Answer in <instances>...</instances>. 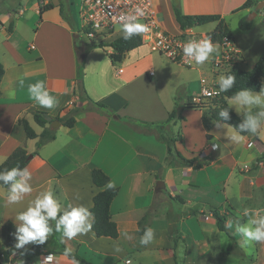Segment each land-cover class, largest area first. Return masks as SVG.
Segmentation results:
<instances>
[{"label":"crops","instance_id":"1","mask_svg":"<svg viewBox=\"0 0 264 264\" xmlns=\"http://www.w3.org/2000/svg\"><path fill=\"white\" fill-rule=\"evenodd\" d=\"M246 1L180 0L179 4L185 14H219L233 33L241 56L238 66L249 70L264 55V5L256 11L249 29H241L239 21L264 0L242 8ZM79 2L25 0L17 9L0 12V63L4 68L0 81V164L18 147L33 155L27 166L33 191L19 204H7V187L0 184V254H7L3 224L19 223L16 214L40 191L52 189L63 205L83 204L90 210L100 190L92 181L91 171L100 168L109 176L108 184L119 189L110 207L118 237L97 236L92 229L71 240L53 233L66 248L91 264H126L129 259L132 264H218L249 247L257 252L250 264H264V258L258 256L264 254V243L242 247L243 237L234 227L222 230L218 226V217L225 225L228 221L243 224L248 219L243 209L264 208V126L255 134L239 132L244 139L235 143L229 137L237 130L229 124L204 125L202 115L207 107H186L182 119L168 124L167 133L179 136L175 149L185 158H211L198 167L182 164L175 156L166 162L167 145L125 118L166 121L178 94L188 102L199 93L202 76H211V57L202 65L188 67L142 43L114 63L110 58L114 49L109 44L124 34L122 29L91 40L96 45L89 47L77 15ZM154 4L161 27L188 41L214 31L218 25L215 21L182 29L174 0H154ZM81 51L85 55L83 76L79 78ZM39 80L46 82L50 95L59 101L52 109L40 107L29 96L28 84ZM13 91L14 95H9ZM75 95L80 99L72 103ZM95 102L106 104L110 111L96 108ZM72 110H77L74 126L60 122L56 138L39 148L38 139L27 138L18 123L20 117L26 118L39 134L42 127L34 121L36 113H42L51 125ZM258 110L254 106L252 114ZM212 143L220 147L213 149ZM158 180L164 185L156 190ZM154 200L158 205L149 227L154 238L150 244L141 245L144 233L139 232V220ZM174 224L177 242L170 234ZM44 255L52 257L50 264H71L63 254H43L37 262L20 252L3 258L2 264H46Z\"/></svg>","mask_w":264,"mask_h":264},{"label":"trees","instance_id":"2","mask_svg":"<svg viewBox=\"0 0 264 264\" xmlns=\"http://www.w3.org/2000/svg\"><path fill=\"white\" fill-rule=\"evenodd\" d=\"M256 0H247L242 8L255 6ZM175 14L178 23L180 24L182 29H186L193 26L203 25L210 22L218 21V25L216 29L208 35L214 41H221L222 36L227 34L233 37V33L231 30L225 25L221 19L219 14H185L182 12L181 5L175 4L174 6ZM252 24L251 20H248L246 17L242 18L239 21V26L241 29H249ZM124 34L115 38L110 42V46L114 49V51L110 54V58L112 62L121 61L124 57L125 53L140 46L142 44V40L140 35L133 34L129 39L125 40ZM96 45L95 42H92L89 47ZM85 51L78 52V76L82 78V61L84 59ZM4 74L3 65L0 63V81L2 75ZM229 74H233L236 77V82L231 90L228 92H221V95L218 98L211 100L208 103H204L203 105L195 106L197 108H206L203 112L202 119L203 123L207 128H210L211 125L215 122H224L232 126L238 132V124L243 122L242 117L237 114V112L229 105L228 99L233 96L237 91L241 89H250L252 92H258L264 87V55L256 62L253 68L249 70L242 69L240 67H234ZM191 98V97H190ZM190 98L187 101L178 94L176 104L172 111L169 113V117L166 121L160 123H149L144 121H139L131 117H126L125 120L131 123L134 126H143L146 128L145 133L153 134L159 140L163 141L167 145V157L166 162L170 163L171 158L173 156L179 158L180 162L185 165H193L194 167H198L199 165L205 163L210 160L211 157L205 158H185L181 153L176 151L175 142L179 139V136H172L167 133V126L170 122L180 120L183 118L182 111L186 107L194 106L190 103ZM182 100L185 102L182 103ZM95 107L101 109L103 111H110L109 107L100 102H95ZM228 107L229 111V119L225 120L219 116V110L222 108ZM77 110H72L65 115H60L58 117L59 121L67 126L72 127L76 122V114ZM112 112V111H111ZM34 121L42 127V131L38 134L30 124V122L24 118L20 117L18 119V123L23 126L27 138H37V146L38 148L45 145L46 143L54 140L57 136L56 129H53L50 125V121L46 119L42 113L38 112L34 115ZM243 135H247V132H240ZM208 137L211 135L208 133ZM28 151L24 147L16 148L6 159L0 164V170L3 169H11L13 167H20L23 169L27 167L30 159ZM35 154V153H33ZM92 181L100 188V190L94 195L93 205L90 211L93 213L92 216V230L95 232L97 236H109L112 238H117L119 231L118 226L114 220H112L110 207L112 201L118 194V187L112 185L109 186V176L100 168H93L91 171ZM2 186V183H0ZM7 187V186H5ZM158 205V201L154 200L152 205L148 208V210L144 213V215L139 220V232L143 234L146 229L150 227L151 219L153 213ZM218 226L220 229L225 230V224L221 217H218ZM16 225L7 221L2 226V241L4 246L6 247L7 255L11 256L18 251L24 249L27 245L22 249H16V239H15ZM178 230L176 225L170 226V234L172 239L177 242L178 241ZM66 249L65 245L59 243L55 240L54 235L49 236L48 240L44 244H36L32 243L28 248H25V258H32L41 254H63ZM72 256L77 259L80 264H91V262L79 255L77 252L73 253ZM71 259V257H69Z\"/></svg>","mask_w":264,"mask_h":264},{"label":"clouds","instance_id":"3","mask_svg":"<svg viewBox=\"0 0 264 264\" xmlns=\"http://www.w3.org/2000/svg\"><path fill=\"white\" fill-rule=\"evenodd\" d=\"M145 12L140 7H135L134 14H127L120 17L122 21L121 29L124 33V39H129L133 34H141L149 31L146 24L140 23L138 17H143ZM183 54L194 61L197 65H202L213 54H218L219 45L212 42L211 37L202 39H190L183 46ZM236 82V77L233 74L221 75L218 78L219 92H228ZM23 87V81H21ZM27 91L30 98L35 104L40 107L52 109L58 104V99L50 95L46 82L39 80L35 83H30L27 86ZM14 95V91L9 93ZM229 104L235 108L237 114L243 116V122L238 124L240 132L255 134L264 126V87L261 88L258 94H253L250 89H241L237 91L229 99ZM258 107V112L253 115L252 108ZM243 109V112L237 111ZM219 116L225 120L229 119L228 107L219 110ZM219 127V125H217ZM232 142L240 143L244 137L239 132L234 131L229 137ZM213 149L219 148L220 145L212 143ZM32 174L27 167L21 169L16 166L11 169L0 170V183L7 186V204H19L26 194H30L33 189L30 181ZM112 186L111 184L109 185ZM93 213L88 207L83 204L73 205L68 203L63 205L56 195L54 190L46 189L40 191L33 199H31L24 210L18 212L15 216L16 232L15 239L16 249H22L29 243L44 244L49 236L54 232L60 233L63 238L73 239L78 235H83L91 231L92 223L89 222V217ZM243 216L248 217L243 224H233L228 221L226 228L232 229L243 237L242 247L251 242L264 243V208L243 209ZM54 222V223H53ZM54 225V226H53ZM131 239V236H127ZM154 230L148 228L144 235L140 238L141 245H148L153 241ZM120 251V249H117ZM64 257H71V264H80V262L72 256V250L66 248L63 252ZM51 256H48L44 261L50 264ZM19 264H23L20 261ZM126 264H132V260H127Z\"/></svg>","mask_w":264,"mask_h":264},{"label":"built area","instance_id":"4","mask_svg":"<svg viewBox=\"0 0 264 264\" xmlns=\"http://www.w3.org/2000/svg\"><path fill=\"white\" fill-rule=\"evenodd\" d=\"M144 10L145 15L138 17L140 23L146 24L149 31L139 34L142 43L149 46L151 51L157 52L172 61L181 63L188 67L198 66L194 61L189 60L183 54V46L188 41L181 35L165 31L159 23V9L154 0H80L79 14L81 18V30L90 39H96L105 35H112L117 26H121V16L134 14L135 7ZM210 37L208 34L195 36L193 39ZM212 42L219 45L218 54L210 58L211 76H202L201 89L198 94L190 98L194 106L203 105L218 98V78L223 74L227 75L234 67H239L241 56L235 47L234 38L225 34L221 41ZM153 75L154 72L150 71ZM80 99L79 95L74 96L72 103ZM68 110H66L67 112ZM30 169V167H27ZM7 254H0V264ZM43 257V254L40 255ZM46 259L44 255L43 261ZM45 262V261H44Z\"/></svg>","mask_w":264,"mask_h":264},{"label":"rangeland","instance_id":"5","mask_svg":"<svg viewBox=\"0 0 264 264\" xmlns=\"http://www.w3.org/2000/svg\"><path fill=\"white\" fill-rule=\"evenodd\" d=\"M24 4H25V0H0V12L3 10H6V9L12 11V9H17V8H19L20 5H24ZM77 15H79L78 17L80 19L79 11H78ZM249 16H250V14L247 15L246 18L248 19ZM116 29H121V26H117ZM85 39L91 44V40L95 41V40L99 39V37L96 39H90L89 37L85 36ZM54 238L56 241H58V239L55 236H54ZM30 245H31V243H29L25 248H28ZM25 248L18 251L21 254H23V256L25 255ZM258 256H260V258H264V254L260 253V255H258ZM256 257H257L256 249L253 247H249L245 251L243 249L237 250L232 256H229L228 258H226L224 260V262L218 263V264H250L251 261H253V259ZM30 259H34L37 262H40L41 256L37 255V256H34Z\"/></svg>","mask_w":264,"mask_h":264},{"label":"water","instance_id":"6","mask_svg":"<svg viewBox=\"0 0 264 264\" xmlns=\"http://www.w3.org/2000/svg\"><path fill=\"white\" fill-rule=\"evenodd\" d=\"M175 1V4H179L180 3V0H174ZM264 5V1L263 3H258V5L256 6V9L255 11H253L250 16H249V20H252L253 19V16L256 15V11L260 8H262V6ZM60 125V121L58 119H55L54 121H52L51 123V127L53 129H57L58 126ZM33 155L32 154H29V157L28 159H32ZM164 185L163 181L162 180H158L157 182V186H156V190H159L161 188V186Z\"/></svg>","mask_w":264,"mask_h":264}]
</instances>
